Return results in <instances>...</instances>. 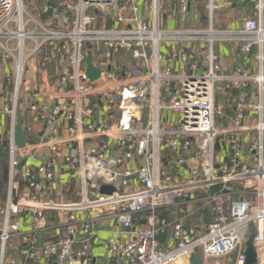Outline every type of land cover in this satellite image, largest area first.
<instances>
[{
  "label": "built area",
  "instance_id": "2783aa9c",
  "mask_svg": "<svg viewBox=\"0 0 264 264\" xmlns=\"http://www.w3.org/2000/svg\"><path fill=\"white\" fill-rule=\"evenodd\" d=\"M50 1L44 3L50 20L43 21L48 13L29 15L24 0H0V69L13 66V75L6 77H12L15 87L10 107L0 110L10 118L9 188L0 210V264H94L91 244L97 236L96 224L105 219H114L129 235L127 240L108 239L106 264H191L196 253L203 264L212 260L246 264L249 234L255 232L258 253L264 245V0H251L256 18H244L235 32L216 27L217 0H209L204 31L164 28L162 0H143L142 14L139 0ZM190 4L191 0H178L177 12L184 25ZM30 5L38 9L34 0ZM62 18L65 25L59 24ZM224 38L239 46L240 64L230 72L223 69L217 53ZM88 44L93 64L102 72L94 82L86 75ZM186 44L201 48L200 60L183 49ZM45 47L51 56H44L42 67L56 57L63 63L58 77L61 92L47 103L40 102L43 93L32 92L26 111L32 120L46 119L45 131H50L46 144L51 151L70 144L64 158L82 184V199L75 204L43 200L39 178L55 179L48 165L37 170L38 179L32 178L29 166L23 167L26 185L22 190L14 182L21 163L15 141L19 91L30 60L40 57ZM222 84L239 91L236 98L227 100L237 109L232 136L224 141L216 125L223 111L215 102ZM253 85L254 104L249 101ZM59 120L69 124L67 139L58 127H52ZM110 120L116 131L114 144L87 142L88 136L112 138ZM250 130L257 135L245 146L242 133ZM25 131L33 129L25 126ZM225 149L232 155V165L225 162ZM128 162H135L137 169H126ZM170 166L186 169L185 174ZM132 178L135 192L129 191ZM237 183L244 185L248 198L229 197ZM103 186L116 191L101 194ZM214 187L219 191L202 198L213 203L205 232L194 235L188 229L181 207L174 218H158L161 209L175 207L177 201L189 202L193 192ZM53 210L66 218L47 213ZM142 214L143 226L134 218ZM166 228L175 244L163 251L158 234Z\"/></svg>",
  "mask_w": 264,
  "mask_h": 264
},
{
  "label": "crops",
  "instance_id": "0c3cea01",
  "mask_svg": "<svg viewBox=\"0 0 264 264\" xmlns=\"http://www.w3.org/2000/svg\"><path fill=\"white\" fill-rule=\"evenodd\" d=\"M38 6L37 10L33 8L30 4H27V13L31 16H35L38 12H47L44 6L45 0H34ZM56 1V0H53ZM143 0H139L140 14L143 12ZM219 4L220 13H229L228 20H222L221 23H217V26L223 32L228 31H238L241 29L242 21L244 18H256L255 4L251 0H217ZM209 0H191L190 11L185 18V25L181 23V18L178 15L177 7L178 0H171V6L168 8L170 11L167 15L163 17L162 25L167 30H177L182 27L192 30V31H204L207 29L206 15L208 16L207 5ZM163 10V9H162ZM51 16L49 12L47 15L44 13L42 20L45 21ZM56 19V18H55ZM50 20V19H48ZM47 20V21H48ZM65 19H60L59 24L65 25ZM225 24V25H223ZM217 45V53L219 56L220 63L226 72H230L235 66L239 65L240 62L237 60L238 43L229 38L222 39ZM183 49L187 50L189 54L192 55L194 59H201V53L197 45L186 44ZM51 50L45 47L44 53L39 57L32 58L28 64V73L25 76L24 84L20 92V106L24 109L28 106L29 96L32 92L40 91L43 93L40 97V102H51L57 93L61 92L58 86V77L63 70V63L60 57L51 58L47 62L45 67L41 66L43 59L47 56H51ZM45 56V57H44ZM14 70L12 65L5 66L0 69V110H4L6 107H10V100L14 93L13 90V79L12 77L8 79L7 74L13 75ZM253 92L250 95V103L254 102V94H256V85L251 87ZM220 94L219 98H216V107L218 110H222L221 114L223 117L218 118L220 125H217L219 129V139L224 141L226 138L232 136L233 121L236 115V104L229 105L227 100L229 97L236 98L239 91L237 89L230 90L226 87V84L221 85V89L218 91ZM45 93V94H44ZM22 102V103H21ZM251 117H255L254 112L250 113ZM26 116V117H25ZM23 118L24 125L32 127V132L25 131V139L27 142V147L25 150L19 152V159L22 161V167L29 166L32 171H36L42 167L47 166L49 170L54 172L55 179L52 181H47L44 178H39V182L42 184L43 191L41 197L46 201H54L58 204H75L82 199V184L81 180L76 173L65 161L64 155L67 153L70 144L65 142L60 145L59 152H53L47 146V141L50 139L49 128L45 131L46 119L39 117L34 120L28 118L25 115ZM57 124V125H55ZM52 125L53 128H57L60 131L62 137L68 138V133L66 128L68 123L59 120V122ZM113 122L110 120L109 126L111 127L108 131L112 138L102 137V138H92L88 136L87 142H99L101 140L110 141L111 144L115 143V128L112 127ZM10 131V118L5 114H0V146L3 142L8 139ZM45 131L43 136L40 134ZM47 132V133H46ZM257 132L255 130L245 131L242 133L245 139V146L250 144L249 140L256 137ZM41 137H43L41 139ZM52 144V143H51ZM112 147V157H114V146ZM225 155V162L231 163L232 155L229 150H223ZM9 163V158H8ZM126 169L136 170L137 165L135 162H128L125 165ZM175 172H181L185 174L186 169H179L177 166H170ZM132 188L129 189L131 192L136 191V179L132 178ZM19 188V184L15 185ZM9 188V185H8ZM219 191V187L211 188L210 190L204 189L201 191H195L191 194V200L189 202L177 201V205L171 208H163L158 211V218H174L173 213L177 211L178 208H182L184 213V223L191 230L194 235L201 234L205 232L206 228L212 220V206L211 201H205L204 197H207L209 193H215ZM8 194V189H7ZM232 199L248 198L246 191L244 190V185L242 183H237L234 185V194L229 196ZM33 205L39 206L38 203ZM4 206L0 204V210ZM49 214L59 215L62 218H66L58 210L47 211ZM78 215L82 218L86 217V214L78 212ZM135 223L138 225H145L144 214L135 216ZM160 229V226H159ZM97 236L94 238L91 244V252L94 260V264H106V253H107V241L110 238H117L122 240H127L129 235L127 231H123L120 226L115 222L114 219L101 220L96 224ZM158 239L160 242L161 250L165 251L171 249L175 241L172 238L170 228L161 229L158 234ZM225 262V261H224Z\"/></svg>",
  "mask_w": 264,
  "mask_h": 264
},
{
  "label": "water",
  "instance_id": "95a60500",
  "mask_svg": "<svg viewBox=\"0 0 264 264\" xmlns=\"http://www.w3.org/2000/svg\"><path fill=\"white\" fill-rule=\"evenodd\" d=\"M87 49L89 50V52H88L87 58H86V75L90 79V81L94 82L100 78V75L102 72L93 64V54L91 51L92 45L88 44ZM101 105L102 104L100 103V106ZM46 129H47V126H45V130ZM24 132H25V126H24V121H23V111L19 110L18 114H17L16 136H15L17 148L19 150L25 149V147L27 145ZM43 135H44V131L40 134V136H43ZM215 149L219 150V139L215 145ZM21 166H22V163H20L19 166L17 167L18 172L21 171ZM18 179H19V175L17 174L15 176V182H18ZM115 191H116V188L113 186H103L100 190V193L110 195V194L114 193ZM12 194H13V198H14V203L16 204L17 203L16 191H13ZM254 236H255V232L252 231L249 234V237H248L247 242H246V250H245L246 264H259V258H260L259 253L253 244ZM38 246L39 247L42 246V239L41 238L39 240ZM191 264H203L200 253L194 254V256L191 260Z\"/></svg>",
  "mask_w": 264,
  "mask_h": 264
},
{
  "label": "trees",
  "instance_id": "16d2710c",
  "mask_svg": "<svg viewBox=\"0 0 264 264\" xmlns=\"http://www.w3.org/2000/svg\"><path fill=\"white\" fill-rule=\"evenodd\" d=\"M52 4H54V1H50ZM19 109L23 111V118L25 115H27L26 109L22 108L19 106ZM26 117V116H25ZM8 158H9V142L8 139H6L3 144L0 146V204L5 205V202L7 200V189L9 185V163H8ZM23 168V167H22ZM32 178H37L36 176V171H32ZM19 179H18V184H19V189L22 190L26 182L23 179L22 172H18Z\"/></svg>",
  "mask_w": 264,
  "mask_h": 264
},
{
  "label": "rangeland",
  "instance_id": "374dc122",
  "mask_svg": "<svg viewBox=\"0 0 264 264\" xmlns=\"http://www.w3.org/2000/svg\"><path fill=\"white\" fill-rule=\"evenodd\" d=\"M24 2H25V4H30L32 2V0H24ZM162 5H163L162 20H163V17L170 12L168 10V8L171 6V0H162ZM220 12L221 11H219V12L217 11L214 15V21L216 23L217 28H218L217 23H221L222 20H228V15H229V13H220ZM206 24H208L207 15H206ZM223 25H225V24H223ZM225 27H226V25H225ZM23 80H24V78H23ZM21 90H22V88H21ZM21 90L19 92H21ZM12 93H15V87L14 86H13ZM220 94L221 93L217 92L216 98H219ZM222 117H223L222 115H218V118H222ZM220 123L221 122H219V119H218L216 125H220ZM225 147H226V144H225ZM216 153H218V151ZM120 192L123 194V189H121ZM246 242H247V240H246ZM209 264H232V261L228 262L227 260H225V262H224L223 260H212L209 262ZM259 264H264V256L261 258V261L259 259Z\"/></svg>",
  "mask_w": 264,
  "mask_h": 264
},
{
  "label": "bare ground",
  "instance_id": "6f19581e",
  "mask_svg": "<svg viewBox=\"0 0 264 264\" xmlns=\"http://www.w3.org/2000/svg\"><path fill=\"white\" fill-rule=\"evenodd\" d=\"M16 123H17V119H16ZM25 126V125H24ZM24 134H25V132H24ZM15 136H16V125H15ZM15 141H16V138H15ZM16 145H17V143H16ZM26 147H27V145H26ZM26 147H25V149H26ZM18 149V148H17ZM25 149H22V150H19V152L20 151H23V150H25ZM21 163H22V161H21ZM21 171H22V166H21ZM20 171V172H21ZM14 182H15V179H14ZM16 184L18 183V182H15ZM259 255H260V261H261V258L264 256V245L263 246H261L260 247V249H259Z\"/></svg>",
  "mask_w": 264,
  "mask_h": 264
}]
</instances>
